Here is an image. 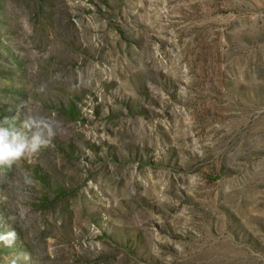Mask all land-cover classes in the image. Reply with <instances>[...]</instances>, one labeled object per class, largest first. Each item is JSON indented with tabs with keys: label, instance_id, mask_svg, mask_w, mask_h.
Wrapping results in <instances>:
<instances>
[{
	"label": "rangeland",
	"instance_id": "rangeland-1",
	"mask_svg": "<svg viewBox=\"0 0 264 264\" xmlns=\"http://www.w3.org/2000/svg\"><path fill=\"white\" fill-rule=\"evenodd\" d=\"M0 264H264V0H0Z\"/></svg>",
	"mask_w": 264,
	"mask_h": 264
},
{
	"label": "clouds",
	"instance_id": "clouds-1",
	"mask_svg": "<svg viewBox=\"0 0 264 264\" xmlns=\"http://www.w3.org/2000/svg\"><path fill=\"white\" fill-rule=\"evenodd\" d=\"M62 131L60 122L28 110L20 126L0 124V170L31 160Z\"/></svg>",
	"mask_w": 264,
	"mask_h": 264
}]
</instances>
